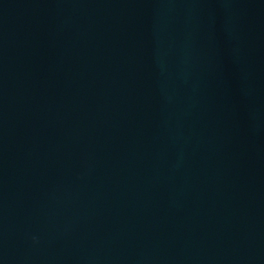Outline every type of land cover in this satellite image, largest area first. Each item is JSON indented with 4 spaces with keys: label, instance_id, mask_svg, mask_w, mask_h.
Masks as SVG:
<instances>
[{
    "label": "water",
    "instance_id": "obj_1",
    "mask_svg": "<svg viewBox=\"0 0 264 264\" xmlns=\"http://www.w3.org/2000/svg\"><path fill=\"white\" fill-rule=\"evenodd\" d=\"M0 264H264V0H0Z\"/></svg>",
    "mask_w": 264,
    "mask_h": 264
}]
</instances>
